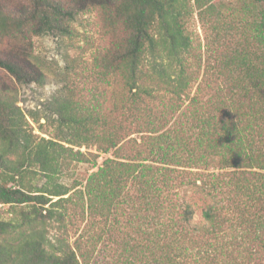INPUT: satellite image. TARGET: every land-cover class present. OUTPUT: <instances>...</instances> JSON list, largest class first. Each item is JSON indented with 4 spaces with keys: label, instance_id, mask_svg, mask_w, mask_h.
<instances>
[{
    "label": "trees",
    "instance_id": "16d2710c",
    "mask_svg": "<svg viewBox=\"0 0 264 264\" xmlns=\"http://www.w3.org/2000/svg\"><path fill=\"white\" fill-rule=\"evenodd\" d=\"M215 1L0 0V69L17 83L45 81L28 35L67 33L96 10L110 41L95 59L105 89L92 103L56 102L50 139L0 78V204L20 216L0 220V264H98L109 231L115 264H264V0H244L241 20ZM196 12L207 50L198 67L186 60ZM75 162L96 169L83 188L57 181ZM53 221L88 230L52 244Z\"/></svg>",
    "mask_w": 264,
    "mask_h": 264
},
{
    "label": "rangeland",
    "instance_id": "374dc122",
    "mask_svg": "<svg viewBox=\"0 0 264 264\" xmlns=\"http://www.w3.org/2000/svg\"><path fill=\"white\" fill-rule=\"evenodd\" d=\"M24 1V0H22ZM26 2V1H25ZM244 0H216L215 3L223 12H227L233 20L251 18V14L241 8ZM12 3V2H11ZM194 3V2H193ZM247 13V14H246ZM188 33L192 36L193 49L186 60L194 67L207 63V50L205 47V31L197 12L188 18ZM23 46H27L30 51V58L44 73L45 81L43 85L37 83L20 84L12 79L8 73L0 69V78L9 86L17 106L27 114L34 133L40 137L50 139L56 134V129L52 125L57 119L54 112L56 102L67 98H81L92 103L95 97H99L105 85L99 77L96 69L95 59L98 53L104 50L110 43L106 29L100 22L96 10L82 12L68 23L67 33H43L38 36L28 35L26 40L22 39ZM202 43V49L199 44ZM6 43H0V53ZM154 56H149L146 61L148 69L153 68ZM159 62L169 65L173 62L166 59H157ZM176 68L180 65L174 61ZM114 85L107 88V94L111 95ZM109 98H111L109 96ZM103 110H111V104L106 103ZM34 114L39 119L40 124H45L44 130L39 129V124L30 118L29 114ZM52 122V123H50ZM80 148L75 147V150ZM82 152L97 153L96 147H83ZM109 155L102 154L99 164H102ZM96 169L88 163H73L69 169L62 172L58 177V183L73 187L81 184L86 185L89 175ZM39 187L44 186L46 179L40 178L36 182ZM12 207L0 204V220L16 221L20 216L11 214ZM19 208V207H13ZM21 208V207H20ZM201 219V210L197 211L196 221ZM88 230L86 224L80 223L76 227L68 226L67 232L62 225L53 221L47 224L46 235L52 244H57L61 238H66L74 245L79 235ZM90 230V228H89ZM95 230V229H94ZM91 232V231H90ZM111 231L103 236L102 242L98 245V264H115L118 253L117 244L113 241ZM89 234V233H87ZM131 256V255H128ZM134 264H140L139 261Z\"/></svg>",
    "mask_w": 264,
    "mask_h": 264
}]
</instances>
